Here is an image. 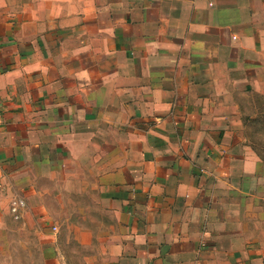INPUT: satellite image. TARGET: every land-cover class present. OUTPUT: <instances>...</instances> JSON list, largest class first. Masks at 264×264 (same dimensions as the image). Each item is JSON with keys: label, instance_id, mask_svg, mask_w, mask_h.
Masks as SVG:
<instances>
[{"label": "crops", "instance_id": "crops-1", "mask_svg": "<svg viewBox=\"0 0 264 264\" xmlns=\"http://www.w3.org/2000/svg\"><path fill=\"white\" fill-rule=\"evenodd\" d=\"M254 93L264 0H0V264H264Z\"/></svg>", "mask_w": 264, "mask_h": 264}, {"label": "rangeland", "instance_id": "rangeland-1", "mask_svg": "<svg viewBox=\"0 0 264 264\" xmlns=\"http://www.w3.org/2000/svg\"><path fill=\"white\" fill-rule=\"evenodd\" d=\"M247 100H249L247 106L249 116L244 122L247 129L246 142L264 158V95L249 94ZM61 202L56 201L57 205ZM73 202L76 205L79 204L78 200ZM59 208L60 205L55 210L58 211ZM44 234L41 226L37 230L29 229L18 233L16 232V220L11 219L9 221L8 242L3 248L4 254L11 258L7 264H48L46 256L44 257L48 238ZM57 234H60L59 237L62 238V229H59ZM65 250L71 251L74 257H80V249L74 244Z\"/></svg>", "mask_w": 264, "mask_h": 264}, {"label": "built area", "instance_id": "built-area-1", "mask_svg": "<svg viewBox=\"0 0 264 264\" xmlns=\"http://www.w3.org/2000/svg\"><path fill=\"white\" fill-rule=\"evenodd\" d=\"M25 206V203L22 199H16V200H13L11 202V207H10V211L12 213V215L15 217V218H19L20 216V209L23 208Z\"/></svg>", "mask_w": 264, "mask_h": 264}]
</instances>
